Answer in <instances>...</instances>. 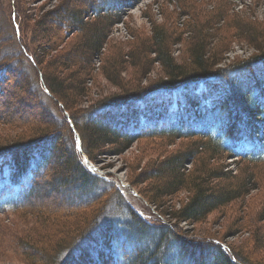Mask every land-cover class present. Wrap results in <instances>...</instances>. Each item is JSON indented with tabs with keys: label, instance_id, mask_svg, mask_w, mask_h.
<instances>
[{
	"label": "rangeland",
	"instance_id": "374dc122",
	"mask_svg": "<svg viewBox=\"0 0 264 264\" xmlns=\"http://www.w3.org/2000/svg\"><path fill=\"white\" fill-rule=\"evenodd\" d=\"M14 1L0 0V58L7 57V60L12 61L16 66L12 72L14 74L9 76L4 84L6 93L0 100V133L5 137L25 132L26 130L19 129V126H26L36 119L39 122L49 123L57 133L58 139L66 143V147L70 140L77 147V151H81L82 148L87 156L90 155L93 160L88 158V164H92L96 169V175L113 181L117 189H111L112 185L109 186L104 181L85 185L81 181L66 184L61 177V172L54 169L59 163L57 159L52 155L47 156L46 168L37 181L38 188L32 192L29 200L23 202L17 210L0 211V264H32L28 258L33 251L37 254L47 253L45 264L50 262L58 264L65 256L60 252L63 246H66V253L71 251L72 254L79 256L73 257V261L76 262H71L72 264H88V253H93L92 250L95 252L102 250V247H96L101 237L97 243H91L101 229L114 227V232L120 235L121 241H124L125 232H128L126 223L129 216L125 209L128 206L144 217L149 225L155 226L150 222L175 225L183 230L184 233L179 236L184 239L196 243L207 239L216 240L223 247H230L229 250L233 255H235L234 252L241 254V251L248 255L252 264H264V253H261L264 252V248L259 252L260 243L257 242L261 239L264 243L263 162L257 166H263L262 171L258 173L260 177L256 181L258 188L252 189L244 198L215 210L203 222L176 220L168 213L174 208H180L188 200L190 197L188 191L182 190L173 196L163 198L161 202H158V207L150 202L146 195L149 196L156 187L153 178L155 172H152V168L162 159V155L167 150H176L185 144L192 143L193 140L178 139L173 145L165 147L156 143L155 138L146 137L136 140L122 152H114L111 148L116 146L108 145L91 150L83 131L86 116L88 119L91 116L94 117L102 125L110 123L118 128L126 126L128 132H132L138 122L145 124V127H152L155 122L144 119L145 111L148 109H153L161 117L163 116L159 125L168 123L180 114L188 117L192 122L201 110V106L200 109L196 106H188L183 100V90L191 89L195 93H202L204 97L202 86L197 89L195 86L186 89H160L151 93L152 90L149 87L156 85V81L162 77L163 68L160 63H148L138 73L139 69L131 62L134 61L132 58L134 51L142 43V52L138 48L136 54L142 53L144 59L147 55L150 59L155 58L154 53H146L147 49L144 52V47L147 45L144 41L151 38L156 24L164 23L168 27L176 28L179 21L192 20L194 15L189 12L188 6H185L187 3L205 9L207 16L216 7L226 2L231 14L236 13L239 15L237 18L241 20L247 18L253 21L254 25L246 23L252 28L257 23L264 25V0H110L108 3L111 4V9L109 10L115 12L116 16H114L115 22L107 28V42L102 52L88 55L85 61L77 57L79 47L77 51H74L75 44L79 46L84 36L82 26L69 18L70 15L66 11L75 6L89 26L99 27L95 15L105 7L104 0H18L16 4ZM14 20L17 30H14ZM60 20L66 21V25L60 23ZM41 21L47 24L37 25V22L41 23ZM230 27L232 34H237L238 30L234 29L229 22L217 28L214 25L210 30L211 45L215 47L223 43L228 45L225 54H221L225 60L218 65L224 69L229 68V64L248 59L258 52L247 39L231 36L227 30ZM44 34L50 35V43L54 45L49 47L41 41V38H38ZM229 36L232 40H229ZM56 47L58 49L54 50ZM132 50V55L129 58L126 56V62L121 66L115 67L112 63L109 65L110 60L126 55ZM170 50L176 57L186 58V47L183 43L173 42ZM31 51L33 54L29 53ZM84 52L89 53L85 48ZM26 55L30 59H27ZM65 56L69 59L73 58L74 61L70 63V68L69 66L59 68L58 66L62 65L59 63L61 60L69 63V60H63ZM35 58L39 64L33 60ZM105 69L110 73L112 70L116 72L120 69L122 74L119 83L122 85L114 84L107 77ZM54 75L57 78H64L67 84L73 81L72 89L77 87L78 83L87 89L85 95L75 98L73 102L65 100L70 111L62 101L55 98V95L53 97L45 84L47 78L51 80ZM243 78L244 83L248 85L254 76L244 75ZM40 84L47 90L45 91L47 95L40 92ZM37 85L38 91L35 88ZM121 86L124 88L122 89ZM132 87H143L145 91L138 95H143L145 100L139 103L136 99H132L138 96L132 95L133 92L128 93ZM121 94L132 99L131 102L124 104L128 109L118 105L124 98H121ZM104 102L109 104L102 106ZM210 102L208 99L203 102V105H208ZM113 106L119 108H112ZM53 114L56 117L51 116ZM70 114L74 120H77L76 123L72 121ZM57 116L62 121L65 117L62 127L58 125ZM81 117L84 118L81 120ZM210 123L213 122L208 121L207 128H211L208 127ZM197 138L203 137L197 136ZM47 144L45 154L54 147L53 143ZM192 162L195 163L191 161L188 164L190 168H193ZM212 163L225 166V170H229V175L240 174L241 170L250 164L240 156L235 158L223 156ZM144 174H148V177L144 178ZM219 186L224 188L226 184ZM138 236L128 235L130 239L126 238L127 243L118 247V249L121 247L122 251V255L119 250V254L114 257V260L117 257L118 264L126 263L124 258L131 257L130 252L134 247H142L143 244L149 246L154 241L153 234L148 237L143 236L142 243ZM58 241H62V247L58 246ZM24 242L33 245L34 250L28 248V245L24 246ZM82 242L86 244L85 247H89L87 254L75 251L78 249V244ZM132 242L136 243L132 244ZM91 244L96 247L95 250L94 248L91 250ZM103 246L107 251L112 249L111 242ZM168 246L172 251L176 249L174 244ZM250 254H253V257ZM256 255H260L261 258H257ZM80 256L83 257L80 258ZM95 261L92 258L89 263L95 264ZM104 263L106 264L105 261ZM239 264L243 263L240 261Z\"/></svg>",
	"mask_w": 264,
	"mask_h": 264
},
{
	"label": "trees",
	"instance_id": "16d2710c",
	"mask_svg": "<svg viewBox=\"0 0 264 264\" xmlns=\"http://www.w3.org/2000/svg\"><path fill=\"white\" fill-rule=\"evenodd\" d=\"M16 2L18 0L14 1L15 4ZM108 2L110 0H104L103 5L105 7L101 10L103 13L98 11L95 15L99 27L89 26L75 6H72L73 9L66 11L70 15L69 18L82 26L84 36L79 46L75 44L74 50L77 51L78 47L80 48L77 57H80L81 61L87 60L88 55L102 52L107 42V28L115 22L114 16H116L115 12L109 10L111 4L109 5ZM185 6H188L189 12H192L194 18L179 21L175 26L176 28L168 27L164 23L156 24L153 27L151 38L144 41L147 44L144 47V52L147 49L146 53H154L155 58L150 59L147 55L144 59L142 53L136 54L138 48L139 51L143 48L141 43L134 51L132 56L134 61L131 62L139 69L138 73L148 63L161 64L164 73L156 81V85L149 87L152 90L151 93L160 89H186L192 86L197 89L202 86L204 97H202V93H195L191 89L183 90V100L188 106H196L199 109L201 106V110L198 111L193 120L195 123L180 114L168 123L159 125L158 123L163 116L161 117L153 109H148L145 111L144 119H148V122H155L152 127H145V124L138 122L136 128L132 132H128L126 126L118 128V126L110 123L102 125L94 117L91 116L88 119L86 116L83 131L91 150L108 145L116 146L111 148L114 152H122L123 149L129 148L136 140L146 137L155 138L156 143L165 147L173 145L178 139L193 140L188 145L185 144L176 150H167L162 155V159L152 168V172H155L153 178L156 187L151 191V197L146 195V198L158 207V202H161L163 198L186 190L190 195L188 200L180 208H174L168 214L176 220L199 223L206 220L215 210L229 206L232 202L244 198L252 189L258 188L256 184L260 177L258 173L262 171V165H264V25L257 23L251 28L246 23L251 25L253 21L247 18L241 20V18H237L239 15L236 13L231 14L226 2L216 7L207 16L205 9L194 7L189 3ZM59 22L66 25V21L60 20ZM226 22H229L234 29L238 30L237 34H232L231 27L227 29L231 36L247 39L248 43L258 52L248 59L239 60L232 65L229 64V68L224 69L218 67V65L224 62L225 57L221 54H225L228 45H225V43L216 47L211 45L212 34H210V30L213 29L214 25L217 28ZM96 23L91 24L95 25ZM38 24L43 26L47 23L41 21V23L37 22ZM14 30H17L16 26ZM43 32L45 31L43 30ZM231 36H229V40H232ZM38 38H41V41L49 47L54 45L50 43V35L44 34ZM41 41L39 40V44H41ZM173 42L185 45L186 58L180 59L172 53L170 47ZM24 46L26 47V45ZM84 48L88 49L89 53H85ZM56 49L58 48L56 47L54 50ZM132 52L133 50L117 59L110 60L109 65L112 63L115 67L117 65L121 66L126 62L125 57L128 56L129 58ZM29 53L33 54L32 51ZM26 58L30 59L28 55H26ZM33 60H36V64H39L37 58ZM63 60H69V63L61 60L59 63L62 65L58 66L59 68L68 67L74 61L73 58L69 59L66 56ZM15 69L16 66L13 65L12 61H8L7 57L0 58V100L6 93L4 84L7 78L14 74L12 72ZM256 72H258V77H255ZM121 74L120 69L116 72L114 70L111 73L106 72L107 77L117 86L122 85L119 83ZM244 75L254 76L248 85L244 83ZM72 82L67 84L64 78H57L54 75L51 80L48 77L45 83L53 97L55 95V98L62 101L68 111L70 110L65 102L66 99L73 102L75 98L87 93V89L82 87L84 85H80V83H76L77 87L72 89ZM39 86L40 92L45 93L42 85ZM35 88L38 91V85ZM121 88L123 89L124 86H121ZM142 88L132 87L128 93L133 92L132 95L134 96L143 94L142 92L145 90ZM121 95V98H123L124 94ZM127 97H124L121 100L122 102L118 104L125 109L128 108L124 104L131 102L132 99H136L139 103L145 100L143 95H138L132 99ZM139 97L143 98L138 99ZM206 98L210 99L211 102L208 105H203V102L208 100ZM106 104H109V102H104L102 106ZM114 107L119 108L117 106L112 108ZM170 107L171 105L169 109ZM148 112L151 113L148 114ZM236 114L237 116H235ZM51 116L56 117L54 114ZM70 117L76 123L77 120H74L72 114H70ZM82 118L84 117H81V120ZM57 119L58 125L62 127L65 117L62 118L63 121L58 116ZM210 120L213 123L208 126L211 128H207ZM231 120L233 121L231 122ZM42 123L36 119V121L28 123L26 126H19V129L26 131L16 135L3 137L0 133V211L17 210L18 207L23 205V202L29 200L32 192L37 190V181L46 168L48 162L46 157L51 155L59 162L54 169L61 172V177L66 184L81 181L85 185L104 181L109 186L112 185L111 189H117L113 181L98 177L83 164L77 147L70 140H68V147H66V143L62 139H58L53 126L49 123ZM194 125H197V127H193ZM197 136L203 138L198 139ZM47 143L51 145L53 143L54 147L53 149L50 148L45 154ZM223 156L230 158L240 156L250 164L244 167L240 174L229 175V170H225V166L212 163V161L221 159ZM88 158L93 160L90 155ZM191 161H195V163L192 162L193 168L188 165ZM261 162L263 164L257 167ZM143 177L147 178L148 174H144ZM220 184H226V186L221 188ZM117 191L121 193L119 190ZM125 209L129 216L126 223L129 233L125 232L124 241H121L120 235L114 232V227H108L101 229L97 237L91 241V243H97L101 237V241L96 246L102 247L101 251H93L92 248L95 250L96 247L91 244L90 248L93 253H88L89 247H85L86 244L83 242L78 244V249L75 251L76 253L80 251L84 254L88 253V264H90L89 261L91 262L92 258L94 261L96 259L97 264H105L104 261L106 264H118L116 262L117 257L115 260L114 257L119 254L121 247L119 249L118 247L123 243H127L126 238L130 239L128 235L131 237L139 235L138 239L142 243L143 236L148 237L151 234L154 235L153 243L149 246L143 244L142 247H134L130 252L131 257L129 259L124 258L126 260L125 264H239L240 261L243 264H252L248 255H245L244 252L240 251L241 254L234 252L235 255H233L229 250L230 247H223L216 240L207 239L208 241L204 240L197 243L189 241L179 236L184 232L175 225L169 226L150 222L155 224V226H152L132 207L128 206ZM107 242H111L112 249L110 251H107L103 246ZM257 242L260 243L258 248L261 250L258 251L261 252L264 243L261 239H258ZM169 244L170 246L174 244L176 249L172 251L168 246ZM25 245H28V248L32 251L34 250L33 245L30 243L24 242ZM58 246L62 247V241H58ZM60 252L61 254L64 253L65 256L58 264H72L76 262L73 261V257H79L72 254L71 251L66 253V246H63ZM120 252L122 255L121 250ZM42 254L33 251L28 260L32 264H45L47 253ZM250 256L253 257V254H250ZM256 257L261 258L260 255H256Z\"/></svg>",
	"mask_w": 264,
	"mask_h": 264
},
{
	"label": "bare ground",
	"instance_id": "6f19581e",
	"mask_svg": "<svg viewBox=\"0 0 264 264\" xmlns=\"http://www.w3.org/2000/svg\"><path fill=\"white\" fill-rule=\"evenodd\" d=\"M79 146V145H78Z\"/></svg>",
	"mask_w": 264,
	"mask_h": 264
}]
</instances>
